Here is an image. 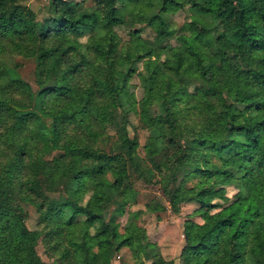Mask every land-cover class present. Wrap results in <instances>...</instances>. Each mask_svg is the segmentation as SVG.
Listing matches in <instances>:
<instances>
[{
  "label": "trees",
  "instance_id": "16d2710c",
  "mask_svg": "<svg viewBox=\"0 0 264 264\" xmlns=\"http://www.w3.org/2000/svg\"><path fill=\"white\" fill-rule=\"evenodd\" d=\"M129 1L92 0L87 5L82 0H48L49 14L38 21L25 0H0V39L15 52L35 55V73H50L45 82L37 78L38 88L30 92L0 59V87L30 94L29 104L7 96L0 99V120L10 116L6 135L14 149L0 173V264H48L35 252V234L25 226L16 197L32 203L42 218L62 210L49 234L56 238L53 248H60L63 263L110 264L105 246L114 244L134 253L150 249L143 254L150 261L137 264H172L146 239L144 229L133 224L138 210L129 211L122 225L115 219L126 203L124 189L130 185L131 171L146 178L152 170L160 177L167 170L173 175L181 171L170 205L174 198L187 197L206 210L217 208L204 213L201 222H183V264H264V0H184L191 11L189 20L175 35L176 43L160 45L155 54L142 39L133 40L134 50L117 48L111 25L121 21V5ZM141 1L158 6L138 17L153 22V39L163 42L172 31L163 28L162 13L183 2ZM137 32L132 31L135 36ZM144 57L137 73L144 87L137 112L148 135L140 156L136 137H130L126 128L127 110L133 111L134 103L121 82L135 69L133 63ZM80 68L87 69L90 80L81 87L74 84ZM188 70L200 77L190 94ZM181 100L185 109H193L194 119L200 114L196 122L179 119L184 115L174 104ZM152 117L156 122L148 125ZM46 118L52 127L48 141L57 148L56 167L30 152L45 140ZM93 123L100 130L91 128ZM107 127L114 133L112 149L105 151L84 140L86 128L96 137ZM204 148L209 154L207 150L200 154L202 163L208 154L213 165L201 169L203 179L193 181L198 165L192 158ZM25 156L24 176L15 180ZM189 160L191 167L186 168ZM40 176L47 189L53 190L47 185L55 182L72 193L86 176L90 194L84 217L76 219V210L65 198L45 194ZM207 176L234 177L239 191L245 190L244 197L211 201L218 187L204 185ZM97 235L101 237L93 250L90 239Z\"/></svg>",
  "mask_w": 264,
  "mask_h": 264
},
{
  "label": "rangeland",
  "instance_id": "374dc122",
  "mask_svg": "<svg viewBox=\"0 0 264 264\" xmlns=\"http://www.w3.org/2000/svg\"><path fill=\"white\" fill-rule=\"evenodd\" d=\"M47 1L48 0H25V3L34 11L35 18L39 21L49 14ZM82 1L87 5L92 3V0ZM181 1L183 4L180 8L168 10V12L162 13V16L165 20L163 28L165 30L172 31V34L165 38L161 43L156 42L153 39L155 34L153 22H149L138 17L139 14H142V16H147L150 13L157 11V5H148L141 0H132L125 3L123 6L121 5L122 19L120 22L111 25V31L118 40V50H123L126 47H130V49L134 50L135 46L133 40L136 39H142L146 42V44L150 43L153 54L159 53V48L162 44H175V35L183 31L181 26L189 20L191 15L188 4L184 0ZM98 17L99 13L96 14L94 22L97 21ZM133 30L138 31L137 36L132 33ZM80 39L84 40L85 38L82 36ZM0 44H3V46L0 47V59L5 62L3 65H10L14 77L16 76L20 81L26 84L24 87L28 86L30 92H33L36 90V88H38V84L36 83L37 78L42 79L44 82L49 79L50 73L48 71L41 70L40 75L34 72L36 63L35 55L25 56L21 51H13L11 49V44L7 43L5 39H0ZM152 55L150 58H156V55L155 57ZM160 55L162 58L164 53ZM145 59L146 57L135 61L133 63L135 69L129 74L127 78L124 79V81L121 82L123 92L125 91L124 93L127 95L128 100L134 103V110L132 111V107L128 108L127 110L126 128L130 137H136L137 145L135 147V151L140 156L144 155L143 145L146 136L148 135V127L144 126L138 117L137 109H139L140 100L144 95V87L143 82L137 73L142 70ZM83 63L84 65H87L88 61L84 59ZM185 74L190 79V85L189 83L186 85V90L188 91V94H190L193 91V86L199 84L200 77L196 71L190 72V70H188V72ZM74 81L76 82L74 84L79 85L80 87L90 82L87 69L80 68L79 72H77L74 77ZM184 82L186 83V81ZM5 96H7L9 99H12L13 101L21 100L24 104L30 103V94L27 90H6V87L4 89L0 87V99H3ZM198 97L199 96L196 95V100ZM174 106L175 108L179 107L181 110L180 115H184V118H179L181 121L191 120L192 122H196L198 120L200 114L197 113L196 119H194L193 117L195 115L193 109H185L184 102L182 100L176 102ZM0 114L2 115V113ZM9 117L10 116H6L0 120V173L5 162L11 157L12 152L14 153L11 139L8 135H6V129L8 127V123L10 122ZM46 119L48 121L46 122L48 126V132H45L43 136L45 140L38 149H33L30 152L32 153L33 157L44 161L46 164H51V166L56 167L57 148H54L50 141H48L52 127L48 118ZM155 122L156 118L152 117L149 120L148 125H153ZM90 127L94 128L95 130H100L98 123H93ZM84 135V140L105 151L112 149L115 145L113 141L114 133L110 127L105 128L104 131L96 137H93L86 128L84 130ZM206 150L207 148H204L202 152L194 154L192 158L193 163L198 165V170L194 172L195 176L192 178L193 181L197 180L198 176L200 179H203V174L205 173L201 172V169L205 167L209 168L213 165V159L208 155V150V154H206L204 162L202 163L201 161L202 157L200 154L204 153ZM23 160V164L19 166L20 171H17L19 176L16 177L15 180L24 176V168H26L27 156L23 157ZM190 162L191 161L189 160V165L186 168L191 167ZM180 173L181 171L173 175L169 170H167L165 175L160 177L158 172L152 170V174H149L148 177L140 178L135 177L136 174L131 171L130 185L124 189V193L126 194V203L121 205L122 212L116 214L115 216L118 224L122 225L125 222L126 214L129 211L138 210L136 216L132 217L133 224L144 229L146 239L155 243L156 251H158V253L161 254L165 260H170L172 264H183L182 255L180 253L184 244L182 235L183 222L185 220L201 222L202 215L204 213H210L217 209L211 208L206 210L196 201L188 199L187 197L174 198V204L170 205V193L178 184H180ZM9 174L13 175L14 172L10 171ZM40 177L42 178V189L44 190L45 194L49 195L50 197L65 198L68 207H72L76 210L75 218L82 219L84 217V204L90 194L86 176H82L79 179L77 184V193L69 192L64 188V184H56L55 182H50L47 185V187L49 186L53 188V190H49L46 188L47 182L45 181L44 177ZM207 177L209 178L207 181L208 183H204V185L213 187L214 189H217L218 187L217 193L212 196L211 201L222 203L225 200L232 199L235 196L244 197L245 190L241 189V191H239L240 188H238V186L240 183L235 180L234 177L232 179H217L213 176ZM184 185L189 184L186 182ZM15 201L22 209L25 226L35 234L34 249L37 255L48 264H67L60 261V248L59 250H54L53 248L56 238L49 234L50 224L57 222L62 218V210H56L52 214H49L46 218H42V214L36 210V207L32 203L21 197H16ZM148 206L153 207V209H149ZM114 208L115 207L113 205L110 206V209L114 210ZM117 212L118 211L115 213ZM89 233H93L92 228H89ZM131 233H133V231H131ZM99 237H101V235L94 236V238L90 239L93 242V250L96 249L95 240ZM105 248L107 249V255L109 257L110 264H137L138 262L147 263L150 261L143 258V254L146 255V252L150 253V249H144L134 253L131 252L127 246L115 248L114 244H106ZM152 251H155V249ZM73 264H78V260H73Z\"/></svg>",
  "mask_w": 264,
  "mask_h": 264
}]
</instances>
